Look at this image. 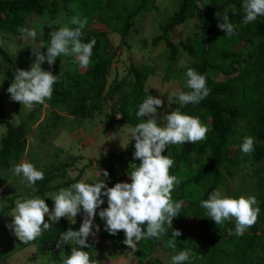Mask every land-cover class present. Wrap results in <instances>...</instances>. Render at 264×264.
Listing matches in <instances>:
<instances>
[{
    "label": "trees",
    "instance_id": "1",
    "mask_svg": "<svg viewBox=\"0 0 264 264\" xmlns=\"http://www.w3.org/2000/svg\"><path fill=\"white\" fill-rule=\"evenodd\" d=\"M62 1L66 9L76 8L73 16L78 14L90 19L87 26L92 22L95 13L107 14L111 24L113 21L119 24L115 27L112 24L108 29L121 36V46L127 45L129 31L135 25L136 18L149 12V4L154 2L134 0L131 9L125 4V0H89V3L83 0ZM176 2V11L167 24L161 26L162 35L153 40V45H166L168 58L164 81L168 83L176 77L175 73L178 74L174 66L179 49L178 45L171 41V35L174 30L197 21L194 25L195 35L189 38V49L195 56V62L189 68L206 76V86L210 89V94L199 104L184 105L180 112L199 118L208 128V132L206 139L202 141L195 144H169L162 152V155H169L174 160L170 175L183 178L182 183L174 187L172 200L184 203L181 213L173 219L172 229L164 233L163 239H142L136 244V257L139 258L140 264H152L148 260L154 249L160 246L171 257L179 251L191 249L192 255L184 264H264V16H259L249 24L241 23L245 15L242 8L244 0H199V3L204 4L203 8L197 6L198 0ZM121 4L123 15L117 10ZM58 7L59 0H0V36L12 34L21 37L17 28L27 27L32 16L50 14L54 21L58 15ZM225 14L228 16V22L235 25L231 36H227L218 27L219 23L224 22ZM101 20L104 21V18L101 17ZM82 31V42L88 43L93 38L96 40L91 63L84 73L75 71L71 75L64 71L57 72L58 81L54 85L52 98L44 103L50 107L57 120L51 130L58 129L64 123V116L76 122L105 114V127L111 132L123 126L133 128L141 122H146L147 119L138 118L136 112L138 106L150 95L147 82L152 76L151 70L154 69L149 65L143 66L144 68L132 66L127 77L109 84L111 67L117 59V52L121 51L120 47L115 48L110 39H107L108 35L103 32L89 33L86 27ZM50 33L51 27L45 26L44 38L48 39ZM2 56L9 69L0 92V125L6 131L0 143V185L4 182L2 173L10 171L23 161L28 146V128L40 119V110L43 108L42 104H36L34 113L19 125L9 121L5 110V104L10 97L7 89L19 68L7 53H2ZM220 76L225 77V80L218 81ZM188 91L190 89L186 88L185 92ZM175 100L179 101L178 98ZM86 101H91V104ZM116 115L121 118L117 120ZM242 124L245 132L241 137L250 136L255 140L254 151L249 156L254 174L251 179L255 185L260 213L255 225L238 236L235 234L234 219L216 225L207 216L206 210L201 208L200 202L206 200L214 190L225 188L227 180L233 178L234 169L240 162L238 152L242 144L235 137L239 134L237 129ZM134 145L135 142L131 143L120 155L109 154L102 157L97 162L101 176L95 181L85 183L94 184L104 179L103 171L109 173L108 179L105 180L108 188L116 183H131L130 165L138 167L140 164L138 159H133ZM233 146L237 148L233 149ZM62 168L65 166L47 167L43 171V180L37 181L31 192L22 196V199L39 196L46 202V194L80 181L78 178L60 188L53 186L59 176H64L56 175ZM18 198L12 196L6 199V206L0 210V231L8 235L5 240L2 238L0 247L6 249L17 239L9 236L3 221L15 207ZM101 198L104 204L96 210L97 215L108 207L107 197ZM81 211L84 213L82 208ZM165 227L167 228L166 225ZM79 228L78 223L62 220L50 229L42 231L34 241H20L19 248L24 250L31 246L55 247L57 251L50 262H56L57 257L61 259L62 253L70 255L74 247L79 250L77 245H72L73 242L57 247L59 234L69 229L78 231ZM142 228L146 230V224ZM172 230L182 233L176 237L175 252L166 247L168 240L172 239ZM103 236L112 242L116 250L127 246L123 243L126 237L122 230L115 236ZM87 244L90 247L81 250L92 251V245ZM90 259L93 261L91 255ZM6 261L4 251L0 248V264H5Z\"/></svg>",
    "mask_w": 264,
    "mask_h": 264
},
{
    "label": "clouds",
    "instance_id": "2",
    "mask_svg": "<svg viewBox=\"0 0 264 264\" xmlns=\"http://www.w3.org/2000/svg\"><path fill=\"white\" fill-rule=\"evenodd\" d=\"M199 8L204 4L199 3ZM244 17L241 23L249 24L259 16H264V0H244L242 4ZM223 23L218 27L231 36L235 31V25L228 22V16H223ZM53 24H61V20L51 21ZM74 25L75 27H70ZM88 24V18L80 15L71 17L67 24H62L57 30L50 33V40L47 45L40 39L37 41V30L35 27H18L24 41L31 40L35 46L32 47L34 62L30 70L17 69L14 80L7 89L10 99L18 102L27 109H32L36 104H44L52 98L54 85L58 81V75L51 71L42 69L47 62L53 65L57 57L74 56L81 68H86L91 63L92 49L96 45L93 38L90 42H82L83 29ZM44 33H39L43 37ZM0 39V45H3ZM47 48L46 53L41 48ZM185 86L190 89L188 92L174 91L181 106L187 104H199L209 94L210 89L206 86V76L198 73L192 68L186 72ZM91 104V101H86ZM163 101L150 95L138 106L136 116L138 118L148 117L147 121L137 124L131 128V139L135 141V152L133 159H138V167L130 165L131 183H116L108 188L105 180L109 173L103 171V178L94 184L84 181L73 183L68 188H61L56 193H49L54 201V208L50 211L45 199L36 196L34 198H23L15 201V207L10 216L12 222L6 225L14 235L23 243L34 241L42 234V231L50 229L52 224L58 223L61 218H72L81 212L85 213L82 224L78 231L69 229L59 234L57 247L63 243L73 242L77 248H72L71 255L63 260V264H99L98 261L90 259L89 252L81 249L90 247L87 238L100 231L98 225L94 226V219L97 209L104 204L101 197H107L108 207L99 211V217L105 221V231L115 236L119 231L125 234L123 243L129 248H135L142 239H159L168 229H172L173 219L180 213L183 201L173 202L171 193L175 186L182 183L183 178L170 175V169L174 160L169 155H162V152L169 144H195L206 139L208 128L201 123L199 118L182 114L179 109L163 115L157 113ZM158 115L166 121L165 126H159ZM121 118L120 115H116ZM255 140L253 137L244 138L240 150L244 154H251L254 151ZM12 171L15 175L23 177L21 183L26 187L33 188L37 181L43 180L44 173L37 170L31 163H20ZM101 176V171H100ZM106 189V191H102ZM255 196H240L231 198L222 196L220 190H214L206 200L200 202L201 208L217 224H223L227 220H235V234L243 235L258 220L260 208ZM4 208V207H2ZM48 221H45V217ZM146 224V230L142 228ZM167 226V228L165 227ZM95 227V232L92 231ZM231 229L229 232L231 233ZM179 230H172V239L168 240L166 247L176 251V237L181 236ZM20 249V248H19ZM3 251V250H2ZM192 255V250L179 251L173 255L171 264H184Z\"/></svg>",
    "mask_w": 264,
    "mask_h": 264
},
{
    "label": "rangeland",
    "instance_id": "3",
    "mask_svg": "<svg viewBox=\"0 0 264 264\" xmlns=\"http://www.w3.org/2000/svg\"><path fill=\"white\" fill-rule=\"evenodd\" d=\"M89 1V0H83ZM134 0H125V4L130 8L133 5ZM89 3V2H88ZM60 7L57 8L58 15L61 24H54L51 26V32L57 30L62 24H67L72 13H75L76 8L66 9L62 0H59ZM125 6V5H124ZM151 10L143 15H140L135 20V25L131 28L127 38V45L121 46V36L114 31L109 30L108 26H118L116 21L112 24L109 22V16L107 14L95 13L92 22L86 29L89 33L103 32L108 35L107 39H110L115 48L120 47L121 51L117 52V59L111 67V75L109 77V84H112L115 80H121L127 77L129 69L134 67H142L149 65L154 70L152 76L147 82V91L150 96L154 98H160L163 101L161 107L157 108L158 114L167 115L171 111L181 110L184 106H181L180 102L175 100L177 97L173 96L174 91H183L187 88L185 86L186 71L185 69L191 67L195 62V56L189 49V38L194 37V25L196 20L188 23L185 27L174 30L171 35V41L178 45L179 55L175 63L174 69L178 72L175 73L170 82L164 81L167 75L166 63H167V48L164 43H160L157 46L153 45V40L162 35L161 26L167 24L166 22L171 18L176 11V0H154L149 4ZM106 7V5H105ZM132 9V8H131ZM120 15H123L122 4L117 9ZM117 11V12H118ZM118 12V13H119ZM166 12V15L164 13ZM170 15V16H169ZM100 17V20H99ZM104 18V21L101 20ZM52 21V16L46 14L44 16H32L28 20L27 27H35L38 33L36 45L39 44L40 39L47 45L50 40L39 36V33L43 31L44 27L49 26ZM90 21V19H88ZM70 27H75L70 25ZM122 26V24H121ZM3 45H0V92L7 78L8 65L5 64L2 53H7L11 59L15 62L21 70H30L31 64L34 62V55L32 47L35 46L31 40L24 41L20 36L12 34H5L3 37ZM42 52L47 51V48H41ZM89 66V65H88ZM81 68L79 62L74 56H61L57 57L53 65L49 66L47 62L42 65V69L45 71H51L53 75H57V72L64 71L68 74H73L75 71L80 73L86 72L88 69ZM225 80V77H218V81ZM10 96V94H9ZM43 108L40 110V119L29 126L28 133V146L26 154L21 163L27 162L35 166L37 170L44 171L49 166H55L61 168L65 166V170H60L56 175L59 176L53 186L60 188L66 183H69L75 179L80 181H95L100 176V168L97 162L109 154L120 155L129 148L131 143L135 142L131 139L130 126H123L121 129H115L109 131L105 127V114L96 116L90 120H74L67 116L64 123L56 130H51L52 126L57 123L56 117L52 114V110L46 104H42ZM5 110L7 112L9 121L14 125H19L27 121L28 116H31L35 111V106L32 109H27L18 102H14L10 99L5 104ZM148 119V117H145ZM120 119V118H119ZM117 118V120H119ZM159 126H165L166 121L162 120V116L157 117ZM239 134L235 139L243 143L244 137L241 134L245 132V127L242 124L238 129ZM6 133L5 128L0 125V143L2 136ZM241 146V145H240ZM237 146H233L236 149ZM240 162L235 167V174L232 179L227 180L225 188L221 191L222 196L239 198L240 196H255V185L251 177L254 175L251 166V158L249 154H244L239 147ZM15 167V166H14ZM12 167V169L14 168ZM12 169L8 172L2 173L4 182L0 185V210L6 206V199L12 196L19 197L25 196L32 188L26 187L24 183H21L23 177L14 174ZM79 181V182H80ZM246 182V183H244ZM249 185V188H247ZM68 188V187H67ZM60 190V189H59ZM59 190H55L51 193H56ZM254 190V191H253ZM46 204L50 211L54 208V201L49 195L46 196ZM82 208V207H81ZM12 211L4 218V226L9 225L13 217L10 216ZM85 213L82 211L74 218H61L71 223L82 224ZM45 221H48V217H45ZM94 226L98 225L100 231L95 236L90 235L87 238V243L91 244L93 249L89 251V254L93 257V261H98L99 264H140V260L136 257L137 248H129L125 246L123 249H115L111 241L104 239V234H109L105 231V221L101 220L99 215L95 216L93 221ZM9 236L16 238V242H11L6 247H0L4 251V256L7 259L5 264H63V260L67 259L70 255L61 254V259L56 258V262H50L53 259V255L56 253L57 248L46 246H31L27 249H18L20 240L14 235L8 227ZM95 232V227L92 229ZM162 234L160 237L163 239ZM6 235L0 231V242L2 238L5 240ZM75 246V243H72ZM6 249V250H5ZM171 256L163 251L162 247H157L151 254L149 262L152 264H171ZM145 264V263H144Z\"/></svg>",
    "mask_w": 264,
    "mask_h": 264
}]
</instances>
